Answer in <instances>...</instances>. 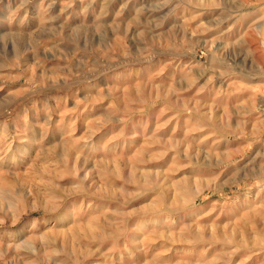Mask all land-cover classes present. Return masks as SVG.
I'll return each mask as SVG.
<instances>
[{"label": "rangeland", "instance_id": "374dc122", "mask_svg": "<svg viewBox=\"0 0 264 264\" xmlns=\"http://www.w3.org/2000/svg\"><path fill=\"white\" fill-rule=\"evenodd\" d=\"M0 264H264V0H0Z\"/></svg>", "mask_w": 264, "mask_h": 264}]
</instances>
